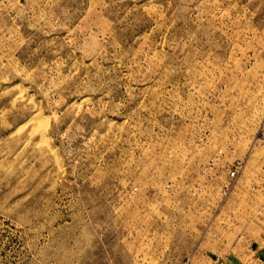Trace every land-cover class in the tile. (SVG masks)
Instances as JSON below:
<instances>
[{"label":"rangeland","instance_id":"obj_1","mask_svg":"<svg viewBox=\"0 0 264 264\" xmlns=\"http://www.w3.org/2000/svg\"><path fill=\"white\" fill-rule=\"evenodd\" d=\"M0 264H264V0H0Z\"/></svg>","mask_w":264,"mask_h":264},{"label":"built area","instance_id":"obj_2","mask_svg":"<svg viewBox=\"0 0 264 264\" xmlns=\"http://www.w3.org/2000/svg\"><path fill=\"white\" fill-rule=\"evenodd\" d=\"M237 168H238V166L235 167L233 170H231V172H230V175L231 176H234L235 175V172L237 171Z\"/></svg>","mask_w":264,"mask_h":264}]
</instances>
